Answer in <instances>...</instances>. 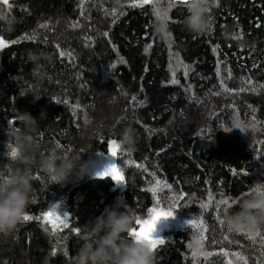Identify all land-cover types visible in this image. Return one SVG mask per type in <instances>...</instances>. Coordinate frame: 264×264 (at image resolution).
Instances as JSON below:
<instances>
[{"label":"trees","instance_id":"16d2710c","mask_svg":"<svg viewBox=\"0 0 264 264\" xmlns=\"http://www.w3.org/2000/svg\"><path fill=\"white\" fill-rule=\"evenodd\" d=\"M134 3L142 0L0 1L7 44L0 47V179L10 176L11 131L22 127L17 111L28 112L39 122V151L26 214L55 211L69 225L53 233L51 217L23 221L12 236L0 235V264H69L84 224L118 196L142 219L157 200L166 210L173 197L185 198L155 250L157 264H264V225L234 231L224 222L237 197L264 185V0H219L210 8L212 31L202 35L185 30L187 6ZM157 7L167 12L166 38L153 31ZM29 52L43 57L39 67ZM125 128L137 141L131 153L120 145ZM112 140L123 186L88 172ZM50 151L81 153L87 174L56 184L39 167ZM221 199L229 204L217 210ZM190 220L204 221L199 252L210 255H193L199 230Z\"/></svg>","mask_w":264,"mask_h":264},{"label":"clouds","instance_id":"9594fccd","mask_svg":"<svg viewBox=\"0 0 264 264\" xmlns=\"http://www.w3.org/2000/svg\"><path fill=\"white\" fill-rule=\"evenodd\" d=\"M219 0H190L189 14L185 17L186 31L202 35L213 28L209 15L210 8ZM9 20V26L13 23ZM153 31L161 38H166L169 31L168 19L163 15L156 17ZM231 33L225 31V37ZM242 44L243 41H237ZM29 59L37 67L43 58L40 54L29 52ZM40 78L44 74L36 73ZM17 120L22 125L11 131L15 156H10V176L0 179V235L12 236L31 204L33 158L39 151V144L34 133L38 121L28 112H18ZM137 141L134 131L125 128L121 133L120 145L129 153L136 150ZM10 150V151H11ZM40 169L56 184L67 183L74 175L77 181L87 174V162L81 153L60 157L55 151L39 160ZM236 211L226 214L224 222L234 231L245 228L254 229L264 225V185L255 184L250 192L236 198ZM123 209V211H121ZM138 217L133 207L122 196H118L110 208L84 224L81 229V244L69 264H157L156 253L147 240L137 241L128 238V233L135 227Z\"/></svg>","mask_w":264,"mask_h":264},{"label":"snow or ice","instance_id":"6c2138e0","mask_svg":"<svg viewBox=\"0 0 264 264\" xmlns=\"http://www.w3.org/2000/svg\"><path fill=\"white\" fill-rule=\"evenodd\" d=\"M151 2V0H142V4H149ZM175 3H178L180 5L183 6H190V0H174ZM3 4L5 5H9V0H3ZM142 4H133V7H140L142 6ZM156 15L159 16L161 15V12L159 10V8L157 7L156 9ZM163 15L168 18L167 16V12H164ZM40 27H47V25H41ZM73 27H79L78 24L73 25ZM212 31V30H211ZM27 38V37H26ZM32 39H34L35 37H31ZM0 47H7V44L0 40ZM214 51H217V49H213ZM71 56V53H65V52H60V56ZM185 75H187V72H185ZM230 75V73H229ZM172 83L173 84H178L180 83V81L176 78V74L175 72L173 73V78H172ZM243 90V89H241ZM225 91H228V89H225ZM87 122V121H85ZM237 128H239L240 126L237 124L236 125ZM225 131H227L228 129H224ZM120 148V145L117 143L116 140H112L111 141V146L109 148V154L112 157H116L118 154V150ZM10 156H15V150L12 149L10 151ZM139 167V165H137ZM100 176V178H106V177H110L116 184H123L124 183V175L122 174V171L120 168L117 167L116 164H112L110 167H108L103 173L98 174ZM34 179L36 177H33ZM157 188L160 187V181L157 180L156 182ZM164 187H168L170 188L171 185H167L164 184ZM157 188H150L148 189L149 191L155 193L157 191ZM185 198L183 196L181 197H173L172 198V205L170 207H168L166 210L162 209L159 207V203L160 201L157 200L156 204L157 206L154 208H151L148 210V218L147 219H137L136 221V226L128 233V237L137 241H142V240H147L150 244L151 247L153 248V250L155 251L158 246L164 245L165 244V239L163 238H156L154 236V233L156 231V226L157 224L162 220H167L169 218H175V212L174 209H177L180 205H179V201L184 200ZM33 202H35L33 200ZM212 204V200H209V203H205L204 205H202V207L207 211L209 206ZM229 201L227 199H221L219 201H216L214 207L215 209H219L220 205H228ZM53 218L55 223L53 224V233H55L56 231H58L60 228H64L67 229L69 228L68 223L66 222V214H64L63 216L58 215L55 211L52 212H45L43 214L42 217H33L32 215L29 214H25L23 221L27 222V221H31L33 219H37V220H43L44 222H49V218ZM188 224H190L192 227L196 228L199 230V235H197L195 237V247L197 248V251L193 253V255H199V254H203V255H210V253H201L199 252V249L203 248V241L206 239L204 232L206 231V228L204 226V221L200 220H190L187 221ZM221 223H223V221H221ZM72 232L76 233L77 235L79 234V229H71ZM257 235H259V233H257ZM262 243H264V240H262ZM189 247H193V245H189ZM55 254V253H53ZM65 255H67V253H64ZM224 255H227V253H223ZM235 255V254H234ZM238 259H244V257L238 256ZM229 264H231V262H229ZM246 264V262H245Z\"/></svg>","mask_w":264,"mask_h":264},{"label":"rangeland","instance_id":"374dc122","mask_svg":"<svg viewBox=\"0 0 264 264\" xmlns=\"http://www.w3.org/2000/svg\"><path fill=\"white\" fill-rule=\"evenodd\" d=\"M0 1H3V0H0ZM112 164H116V157H112L108 153L106 155H103L101 158H99L94 163H92L91 166L88 167V172L91 176H99L98 174L103 173ZM123 185L124 183L119 184L118 186H123ZM176 223L178 222L174 218H169L167 220L162 219L156 226V231L154 233V236L156 238H161L163 232L166 229H168L170 226H173Z\"/></svg>","mask_w":264,"mask_h":264}]
</instances>
